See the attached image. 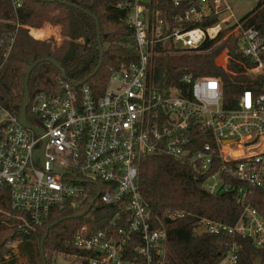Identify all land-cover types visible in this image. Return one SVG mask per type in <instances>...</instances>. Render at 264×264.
Wrapping results in <instances>:
<instances>
[{
	"label": "built area",
	"instance_id": "built-area-1",
	"mask_svg": "<svg viewBox=\"0 0 264 264\" xmlns=\"http://www.w3.org/2000/svg\"><path fill=\"white\" fill-rule=\"evenodd\" d=\"M12 1L16 8L24 2ZM119 7L127 10L136 51L111 71L102 95L88 81L76 86L64 77L58 78V91L31 93L27 118L30 113L29 123L42 135L20 122V109L0 99V201L8 195L10 208L3 222L30 234L52 208H76L95 195L92 201L122 203L120 213L128 215L124 226L117 218L114 230L83 225L72 240L79 252L59 256L75 264L84 259L91 264H166L167 229L159 217L154 220L139 188L143 159L166 155L188 163L207 192L237 191L244 201L250 190L264 189V92L247 90L229 107L217 77L185 75L184 87L158 89L150 80L155 60L196 49L236 24L240 52L254 62L248 71L258 78L264 76V38L258 29L245 28L226 0H123ZM209 17L218 19L192 26ZM15 36L0 37V71ZM45 138L47 161L67 173L34 162ZM167 215L180 219L188 213ZM197 219V231L238 234L264 250V218L251 205L243 206L234 225ZM21 243L20 237L0 241V264H27ZM237 251L234 245L218 264H236Z\"/></svg>",
	"mask_w": 264,
	"mask_h": 264
},
{
	"label": "trees",
	"instance_id": "trees-1",
	"mask_svg": "<svg viewBox=\"0 0 264 264\" xmlns=\"http://www.w3.org/2000/svg\"><path fill=\"white\" fill-rule=\"evenodd\" d=\"M77 1L85 10L58 1L44 0H24L23 5L16 8L12 0H0V37L7 39L11 33L16 34L12 50L0 71V99L3 103L21 108L24 79L30 61L54 57L71 79L80 81L89 77L100 62L99 28L104 47L103 64L88 79L95 94L102 95L111 71L134 56L136 50L131 39L132 29L126 22L127 10L119 7L123 0ZM92 14L96 15L97 20ZM217 19L209 17L192 26L205 27ZM45 22L61 27L64 40L60 44L53 38L37 39L30 34L31 27L40 28ZM240 22L245 28L258 29L264 38V0H258L254 9ZM235 26L226 27L216 39H207L196 49L157 57L150 73L151 83L158 89H165L171 86L184 87L185 75L193 78L217 77L222 81L225 105L229 107H234L247 90L256 95L264 92V76L254 78L249 74L248 70L254 62L240 52V35L233 33ZM37 35L42 36L43 32ZM71 42L75 43V53L73 59L67 60L65 55ZM223 52L228 54V61L224 64L226 60L220 58ZM59 77L63 75L52 63L38 64L30 76V92L58 91ZM28 118L33 123L30 113ZM238 185L241 186V183ZM139 188L156 214L152 215L154 220L159 217L167 229L166 264H218L229 255L234 245L238 247L236 264H255L251 251L261 257V264H264V250L254 247L249 239L227 232L213 234L196 230L198 216L229 225L236 224L244 205L255 207L264 218V189L250 190L244 201H239L237 191L211 194L202 187L190 164L166 155H152L143 159ZM94 197L83 201L76 208L69 205L52 208L42 225L31 230L30 234H21L16 227L3 222L8 216L7 211H10L7 195L0 201V241L20 237L21 254L28 264H56L59 254L73 255L79 252L72 240L83 225H88L94 231L106 227L114 230L117 218L118 224L124 226L128 215L120 213L123 212L122 203L104 204L98 200L87 214L73 216L84 212ZM174 210L186 211L188 215L180 219L170 218L167 212ZM58 220L60 222L50 228L45 240L43 258L42 238L52 223ZM81 264L91 263L84 259Z\"/></svg>",
	"mask_w": 264,
	"mask_h": 264
},
{
	"label": "water",
	"instance_id": "water-1",
	"mask_svg": "<svg viewBox=\"0 0 264 264\" xmlns=\"http://www.w3.org/2000/svg\"><path fill=\"white\" fill-rule=\"evenodd\" d=\"M44 1H49V2H55V1H58V2H61V3H65L67 5H70V6H73V7H76V8H80L82 10H85L83 7H81L78 3L77 0H44ZM92 16L97 20V17L96 15L92 14ZM99 49H100V62H99V65L96 67V69L94 70V72L90 75V76H93L95 75L99 69L101 68L102 64H103V59H104V47H103V43H102V33H101V30L99 28ZM74 53H75V43L74 42H71L70 44V47L68 49V51L66 52V55H65V58L67 60H71L73 59L74 57ZM42 62H49V63H52L56 68L59 69V71L62 73L63 77L71 82H73L76 86H82L83 84H85L88 79L90 78L89 77H86L85 79L83 80H80V81H74L73 79H71L65 72V69L62 67L61 63L54 57H50V56H47V57H44V58H40L38 60H35V61H30L29 62V68L27 70V73H26V76H25V79H24V98H23V103H22V106L20 108V122L26 127V128H30L32 130H34L37 134H40L42 135L43 134V131L40 129V128H37V127H33L29 121H28V118H27V108H28V105H29V99H30V89H29V80H30V76H31V73L33 71V69L40 63ZM46 142H47V138L44 139L42 145L35 151L34 153V162L36 164H39L42 168L44 169H47L49 171H53V172H56V173H67V171L49 161H47L46 157H45V146H46ZM97 198H95L91 204L89 205V207L82 213H79V214H75L73 215L74 217L76 216H83L85 214H87L89 212V210L93 207V205L95 204ZM68 218V217H66ZM61 220H64V219H61ZM60 220L52 223V225L47 229L45 235L43 236L42 238V241H41V251H42V257L44 258L45 257V253H44V244H45V240L47 238V236L49 235V230L51 227L55 226L57 223H59ZM251 256L254 258L255 260V264H261L262 263V258L257 256L255 252L251 251ZM44 264H46V262H44Z\"/></svg>",
	"mask_w": 264,
	"mask_h": 264
},
{
	"label": "rangeland",
	"instance_id": "rangeland-1",
	"mask_svg": "<svg viewBox=\"0 0 264 264\" xmlns=\"http://www.w3.org/2000/svg\"><path fill=\"white\" fill-rule=\"evenodd\" d=\"M226 1L230 2L233 5V12L235 14V18L238 20L242 19L246 14L251 12L258 2V0H226ZM31 28H30V34L37 39L53 38L57 44H60L64 40L61 32V27L59 25L45 22V24L40 28H36V27H31ZM40 32H43L42 36L37 35ZM220 58H224L226 60L225 62H223L224 64L228 61V54L226 52H223ZM56 264H75V262L64 260L62 256L58 255Z\"/></svg>",
	"mask_w": 264,
	"mask_h": 264
},
{
	"label": "crops",
	"instance_id": "crops-1",
	"mask_svg": "<svg viewBox=\"0 0 264 264\" xmlns=\"http://www.w3.org/2000/svg\"><path fill=\"white\" fill-rule=\"evenodd\" d=\"M31 29H33V28H31Z\"/></svg>",
	"mask_w": 264,
	"mask_h": 264
}]
</instances>
